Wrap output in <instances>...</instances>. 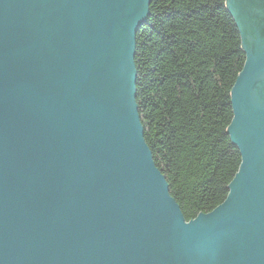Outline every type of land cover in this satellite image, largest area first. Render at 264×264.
I'll use <instances>...</instances> for the list:
<instances>
[{
  "label": "water",
  "instance_id": "obj_1",
  "mask_svg": "<svg viewBox=\"0 0 264 264\" xmlns=\"http://www.w3.org/2000/svg\"><path fill=\"white\" fill-rule=\"evenodd\" d=\"M226 4L241 164L187 221L137 104L151 0H0V264H264V0Z\"/></svg>",
  "mask_w": 264,
  "mask_h": 264
},
{
  "label": "trees",
  "instance_id": "obj_2",
  "mask_svg": "<svg viewBox=\"0 0 264 264\" xmlns=\"http://www.w3.org/2000/svg\"><path fill=\"white\" fill-rule=\"evenodd\" d=\"M226 0H151L137 35L145 140L185 219L221 205L241 164L228 134L245 64Z\"/></svg>",
  "mask_w": 264,
  "mask_h": 264
}]
</instances>
